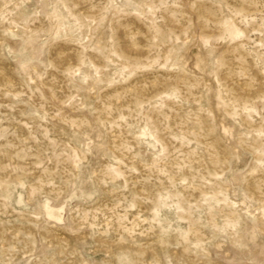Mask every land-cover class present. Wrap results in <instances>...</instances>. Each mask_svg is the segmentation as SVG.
<instances>
[{"label": "rangeland", "instance_id": "374dc122", "mask_svg": "<svg viewBox=\"0 0 264 264\" xmlns=\"http://www.w3.org/2000/svg\"><path fill=\"white\" fill-rule=\"evenodd\" d=\"M0 264H264V0H0Z\"/></svg>", "mask_w": 264, "mask_h": 264}]
</instances>
